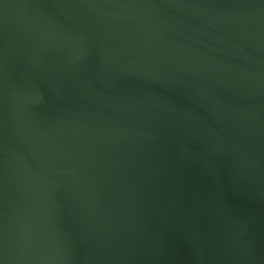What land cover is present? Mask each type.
<instances>
[{
  "label": "water",
  "instance_id": "water-1",
  "mask_svg": "<svg viewBox=\"0 0 264 264\" xmlns=\"http://www.w3.org/2000/svg\"><path fill=\"white\" fill-rule=\"evenodd\" d=\"M0 264H264V0H0Z\"/></svg>",
  "mask_w": 264,
  "mask_h": 264
}]
</instances>
